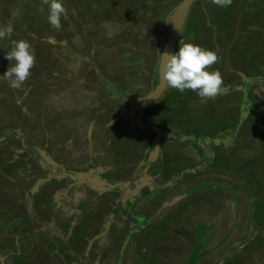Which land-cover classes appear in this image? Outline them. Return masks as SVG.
I'll use <instances>...</instances> for the list:
<instances>
[{
    "label": "flooded vegetation",
    "instance_id": "1",
    "mask_svg": "<svg viewBox=\"0 0 264 264\" xmlns=\"http://www.w3.org/2000/svg\"><path fill=\"white\" fill-rule=\"evenodd\" d=\"M175 1L177 0H141L143 7L149 8L150 11L141 10V7L138 9V6L135 5L136 14L139 12L138 15L128 18L127 20L123 19V22H120L115 28L110 25L111 28L105 29L108 39H113L115 37L111 47L119 43L120 49H122L118 51V54L121 55L120 58H112L107 55L104 61H97L95 57H92V62L96 63H93L92 67H89L87 61L79 60L77 63L65 57L58 62L60 70H64L58 72V70L55 71L52 69L50 71L49 69L50 72L46 75V73H43V69L46 71L45 68L41 66L40 70L38 69V75L33 74L34 79H32L31 82L33 83L35 80L37 85H43V83L45 85L52 84L59 88L65 87L64 85L67 84L69 85L70 90H67L70 91V94L67 93L65 96L60 95L58 100H60L62 105L54 107L56 114L53 117L49 116L47 121L54 125L55 129L65 124V127L62 128L63 140L59 143V147L60 145L66 144L73 145L71 158H67L63 164L59 161L58 165L56 164L45 168L40 164L39 156L41 155L36 151L37 146L34 148L32 154L27 153L26 159L28 162L24 163L22 166L24 169L19 170L20 175H26L24 183L21 184L25 194L9 197V209L5 212L6 217L0 219V223L7 226L9 230L15 231L19 230L22 225H24V227L29 226L32 219L43 220L48 218L46 223L53 224L54 226L51 237L58 238V236L64 235L65 238L59 239H62L66 243L69 242V245H71V242L73 243V249L67 248L66 251L69 257L72 258V261H65L64 264L68 262L69 264H167L165 260H172L171 258L165 259L164 257L157 259L156 256L149 252L145 253L135 249L136 245L140 246L141 244L139 241L140 239L136 241L140 235L135 228L138 226L136 225V221L135 223L131 222L129 224V228L131 227L133 229L132 232L134 234L136 233V243H131L128 250L125 251L124 244L127 240L126 232L128 227L126 224H123L124 222L122 221L126 218L121 217L120 219L114 220L113 216L115 215L110 212L111 210H107L109 207L107 206L106 208L105 205L103 207L101 205L100 211L102 212H97L96 214H98V216H93L94 212L90 206H94L96 203L95 197L92 198L91 196V194L95 193V190L99 191L101 194L103 190L110 191L117 189L120 192L119 197L123 199L128 193V196L133 193L132 197L136 198V195H138L137 192L142 188V185L145 184L143 178L145 175L144 173L147 175L149 169L146 170L147 166L143 167V165H141V159L137 157L136 162L133 163H135V166H139V171L136 175L132 176V179L126 180V178L121 177L126 169L116 168L117 163L114 166L116 180L111 179L108 175V169L105 168L106 170L103 169L104 171L102 172L98 164L95 166L93 165L96 161L93 163L92 160L87 157L89 155L90 143H92V145L96 142H101L103 145L110 144L112 151L111 156L118 155L117 158H119L121 156L120 154L125 151V143L127 141H140V143H145L147 145L146 150L151 152V160L154 159L156 161L159 154H162V146L165 141L172 145L173 148H175L173 140L189 143V147L193 146L195 149L196 146L206 148V146L218 145L219 124L228 125V120L229 123H234L235 126L238 123L244 124V120L247 116L251 120L249 124V127H251L250 132H246L247 137L250 136L252 141L256 140V136L260 134L261 128L264 136V119L261 116L258 117L255 112L256 107L260 106V104L255 97V90H249L257 81L262 82L264 89V45L256 46L254 41H252L251 35L253 34L255 36L258 34L259 36L260 34H264V29H260L258 24L255 26V34L252 32L250 34L246 31L247 33L245 36L240 37V39H235V34L232 36L229 33H222L229 29L231 31L233 26H230L231 23L225 25V27H221V31L218 32L216 27L212 28V25L207 24L204 19H198L196 17L193 21L197 31L201 30V23H205L207 31L204 29L203 34L198 33L201 35V38L203 35L210 38L212 36L216 37L215 40H213L212 46L208 43L209 47H203L207 50L210 48L220 57L219 63L213 65L212 68L208 70H218L221 73L225 83L223 88H226L222 93H227V95L222 96L226 97L230 94L233 96V100H229L224 104V98H218L217 96L215 100H208L200 105L198 102H200L199 100H202V98L195 92L186 90L181 93L167 87L163 95L152 106L142 112H129L130 109L128 108L127 101L147 96L157 85L158 80L156 71L157 60L160 56L159 49L162 44L165 43L163 39L165 38V33H167L163 26L164 16L162 15L164 14L161 12L163 7H167L171 2ZM197 1L198 0H195L191 7L193 10L199 11L200 5ZM76 2H78V0H76ZM155 3L157 4V10L154 8L156 6ZM233 5L235 6L234 1ZM226 11H228L227 8ZM128 15L129 12H126L125 17H128ZM3 17L4 18L0 19V24L2 26H7L11 23L15 30L14 22L8 18L9 12ZM243 18L247 21L248 18L252 20L254 16L245 13ZM261 25L264 28V21H261ZM23 29H25L23 33L27 32V30L30 32V22L27 25L24 23ZM214 29L217 30L218 35L215 33ZM40 31L42 34H52L49 25L41 27ZM65 31L66 30H63L61 27L59 33L63 34ZM14 35L13 31V39ZM147 35H150L151 39L146 38ZM13 39H9L0 45V63L2 64L1 68L5 70L10 66V62L4 57L10 50L11 41ZM64 40L68 43L66 38ZM49 43L52 44V42ZM53 45H56V43ZM230 45L233 48L232 56L230 58L227 57L226 60V56L222 51L228 50L227 47ZM58 47L65 49L68 48L69 45L59 43ZM255 47H257V49ZM59 58L60 57H58V59ZM37 62L38 60L36 59V64L34 66L36 68L38 65ZM45 65H47V62H44V66ZM94 68L98 69V74L95 73ZM37 77H40L41 80ZM44 77L45 79H43ZM26 84H28V81L25 82V85ZM0 85L4 86L3 82H1ZM239 86H241V88L238 91L237 89ZM30 88L31 86H29L25 92L30 93ZM63 89L64 88H62V90ZM19 90L11 89L7 81L6 87L0 90V96L9 95L8 93H14L16 91L19 93ZM234 92H240V104L236 97H234ZM85 93H87L88 96L84 95ZM40 94L42 95L41 99L38 98L37 102L32 103L35 113L33 115L36 117L39 112H41V117L44 116L43 113L51 114L47 101L52 99V94L49 96L48 100L47 90L43 89ZM67 95L69 99H66ZM80 95H84V97L88 98L90 103L87 107L83 108V110L86 111L85 113L78 111L76 108L77 106H75L81 102V98H79ZM245 96L246 101H242V97ZM261 98L264 101V95H261ZM55 99L56 97H54V100ZM65 100H67L69 104L72 103V106H68ZM73 100L77 101V103H74ZM244 101L247 107L242 106ZM261 106L264 108V104ZM238 112L239 115H237ZM11 115H14L13 112ZM15 119H19L20 122L23 120L22 117L19 118L16 114ZM28 125H30V122H28ZM243 126L244 125H239L241 129L245 130ZM70 131L73 133L71 134ZM47 135L44 134L41 138H46ZM156 136L159 137L160 146L157 156H154L153 143ZM244 136L245 134L242 130L239 136H237L236 145L242 144L243 146ZM255 142L258 143V141ZM21 143L22 145L25 144L23 140H21ZM251 145L253 146V144ZM59 147H57L56 150H58ZM193 148H191V150L194 153ZM238 148L235 150L236 153L241 150V146L239 145ZM117 149L118 152L116 151ZM144 149L143 147H136V149L132 151L136 156H140ZM262 149L263 154H261L260 157H249V164L246 166L247 172L251 176L249 185L251 191L264 192V167L262 166L264 164V145H262ZM43 151H45V154L42 155H44L47 160H50L53 155L57 159L62 155L58 152L51 154L46 150ZM210 151L213 153V150ZM217 154L218 153H216V155ZM225 156L226 155H224L223 160H225ZM85 157L87 159H85ZM72 158H81V160ZM216 158L217 156H214L212 159L215 161ZM120 162L122 163L124 161L122 159L118 160L119 165L121 164ZM216 163L217 162H215V164ZM100 164L104 163L101 161ZM142 167L143 169L140 170ZM5 172L7 171L5 170ZM184 172L187 171L184 170ZM12 175H14V173L11 171L10 176ZM78 175H89L90 181L85 183V185H81L79 182L80 176ZM17 178H19V176H17ZM194 179L198 180L200 178ZM147 186L149 187L150 184H147ZM16 199L17 201L15 204ZM99 201L100 199L97 202ZM114 205L115 204L112 203L110 204L112 208ZM12 206L15 208V212L17 207L18 210L19 207L25 206L27 210L26 215L29 212L31 216L24 219L22 216L19 217V215H15L14 211L12 212ZM39 209L41 211H39ZM84 212L87 213L82 215ZM65 214H68V217H64ZM107 214L110 216L108 217ZM79 215H81V217H79ZM101 219L103 220L102 222ZM112 224H115V228L117 227L114 231ZM67 225H69V227H67ZM14 226L20 227L14 229ZM61 226L66 230L65 234L62 232ZM189 227L191 230H189L190 233L188 232V238L191 243L190 246H188V250H185L184 256L180 258V262L186 264L192 260L189 258L190 252L193 255L194 261L196 260L194 258L197 257L200 252V250H197L193 253L192 249V246L195 245L194 238L199 235V229L196 228L194 231L192 225ZM247 230L250 236H253V233H250V226ZM150 231L151 227L149 228V233ZM90 232H94L96 235L103 234V236L107 238L108 242L104 243V247H102V249L105 250L96 249L91 251L92 247L88 249L90 241L85 239V235H88ZM67 236L68 239L66 240ZM148 239V237H145V240ZM78 245H80L81 250H77V247L79 248ZM2 251L10 254L11 261L14 260L15 256L12 254L13 252L11 250L2 249ZM262 251H264V249H262ZM44 253L45 251L42 252V255H44ZM54 253H56V251L53 249L52 254ZM259 254L261 258L264 257V254L263 257L261 255L262 253ZM7 258L8 255H0V263L2 262L1 259H5L3 261L5 263ZM227 258L228 257H225L223 253L220 255L218 254V259L221 261ZM43 261L45 263V259ZM245 261L247 260H242V264H248Z\"/></svg>",
    "mask_w": 264,
    "mask_h": 264
},
{
    "label": "crops",
    "instance_id": "2",
    "mask_svg": "<svg viewBox=\"0 0 264 264\" xmlns=\"http://www.w3.org/2000/svg\"><path fill=\"white\" fill-rule=\"evenodd\" d=\"M1 66L2 65H0V76H3V74L7 70L2 69ZM37 78L41 80L40 77ZM32 79L34 78L31 75L27 80L28 84H24L19 90V93H17L16 91L14 93H8L9 95L0 96V105L6 106L4 107V109L8 110L7 116L9 117V112H13L14 115H21L20 117H22L23 119L20 122L19 119H13L10 115L9 118L13 121H16L19 127L8 125V123H6V126H3L4 124L2 125V123H0V130H2V128L8 129L7 133H9L11 129V136L8 135L7 138L0 137V145H4L2 148H0V185L2 186L0 187V219H4V217H6L5 212L9 209V197L11 198V196L16 197V195L20 196L25 194L24 188L21 184L17 183V181L24 183L23 181H20V178L22 180V178L26 177V175H20L19 170L20 167L28 161L26 159L27 154L20 155L18 153V151L22 150V148H19L22 143L21 140H18V137L22 133H27L26 137L28 139L29 136L32 134V130H30L31 127H27L28 122H30V125H37L38 127L41 126L42 117L39 116L41 115V112L37 114V117L33 115L35 113L33 110L34 107L32 103L37 102L38 98L41 99V91L43 89L47 90L48 86L51 85H45L44 83L43 85H37L35 80L33 83L31 82ZM43 79H45V77ZM1 82H3L4 86L0 85V90L6 87L7 84L6 80L0 79V83ZM29 86H31L29 90L30 93H27L25 92V90L29 88ZM84 95H87V93H85ZM84 95H80L79 98H81V102L75 105L77 106V110H79L81 107L85 108L90 104L88 98L84 97ZM229 100H233V96L230 94L224 97V104ZM57 101L58 100H55V102ZM58 106L60 105H56L55 107ZM68 106H72V103ZM1 114L2 113H0V115ZM237 115H239V112L237 113ZM24 121L26 122V124ZM244 121L245 123L241 124L244 125L243 127L245 128V130L242 129L245 134V136L243 137L244 144L243 146L242 144L237 145L242 146L241 150L235 154L237 160H241V152V154H247L248 158L259 157L261 156V154H263V152H259L258 154V150L256 149L257 146L254 145L256 142L253 143L252 138H250V136L247 137L246 135V131L250 132L251 128L249 127V124L251 123L250 118L247 116ZM222 130L226 131L230 130V128L223 127ZM261 131L262 128L260 129V132ZM38 132H40V130H37V132L35 133ZM70 132L71 134L73 133L72 131ZM17 133L21 134H18L17 136ZM62 133L63 129L60 130L59 128H57L55 129V131L49 133L46 138L39 139L40 147L37 146V148L40 149L36 148V151H38L37 153L41 155L39 156V160L40 164L43 167L46 168L54 166L56 164L58 165L59 161H61L62 164L65 162L66 158L63 159L61 155L60 157L58 156L59 159L53 156V159L51 158L50 160H47V158L42 155L45 154V151L43 150H46L51 154L57 152L56 149L57 147H59V143L63 140ZM223 134L225 133L223 132ZM22 140L24 141L23 138ZM223 140L225 142L228 141V139ZM219 141L222 143L220 145L222 151V146L224 148V144L221 140ZM251 144H253V146ZM174 145L175 148H173L172 145L168 144L165 141L162 146V154H159V157L152 165L148 163V161L151 160V152H148L146 150L147 145L145 143H140V141H127L125 143V151L120 154L121 156L119 158H117L118 155L111 156L112 151L110 144L103 145L101 142H96L94 143V145H92V143H90L89 155L87 157L91 159L93 163L96 161V163H94L93 165L95 166L96 164H98V167L99 169H101L102 172L108 169V175L111 179L115 180L116 175L114 172V166L116 163V168L126 169L125 173H122L121 177L126 178V180H129L132 179V176L136 175L139 171V166H135V163H133L136 162L137 157H139V159H141V165H143V167L147 166L146 170L149 169L147 175L146 173H144L145 175L143 178L145 180V184L142 185L143 190L145 191V188H148V190L152 191L154 189H159L162 187L168 188L172 186L171 191L166 190L164 193L166 195H168L167 193H169L170 195L169 198L166 200L165 206L168 207L171 205H177L179 203H182V212L184 215H186V217H182L181 219H169V217L167 216L169 210L166 208L167 212L162 211L165 210L162 209L164 205L162 206V208L159 209L157 208V206H148L150 204V201H144L138 204V209H136L137 214L133 213L130 215L131 218L133 217L134 223L136 221V225H143V228L141 229L142 232H140L139 228L135 227L137 233L139 232L140 234L136 241L140 239L139 241L141 243L140 246L136 245L135 249L137 251H143L145 253L149 252L150 254L156 256L157 259H161L163 257H171L172 260H165L167 264H186L180 262V258L184 256V250H188V246H190L191 242L189 241L187 235L188 232L190 233L189 230H191L189 226L192 225L193 230L194 226H198L200 230V235L197 239L198 242L195 241V245L192 246L193 253L201 249L199 255H197V258H200L197 264H218V254H221L220 250L222 248L223 251H225L230 257H234L236 253L240 252V249L243 246L238 248L235 253L232 252L235 250L234 247L238 245V242H240L239 240L242 239V237H244V234L246 235V233L248 232L247 228L250 225V219L248 218L250 216L249 211H255L256 214H260V211L264 212V192L251 191L250 188L247 190L246 185L243 186V181L241 179L240 174L227 172L218 173V168H216L215 164V162H218V154L216 155V153H219L218 146L213 149L214 154H208L206 156L203 155V148L195 149L193 148V146L189 147V143H186L184 141L174 142ZM232 145V143H230L229 145L225 143V146L232 147ZM136 147L145 148L140 156H136L133 152ZM191 148H193L194 153L192 152ZM116 151L118 152V149ZM232 152L233 151L230 150V154H232ZM214 156H217L215 161L212 159ZM85 159L87 158L85 157ZM121 159L124 162H120L121 164L119 165L118 160ZM101 161L104 164H100ZM262 166L264 167V164ZM143 167L140 168V170H142ZM5 170L7 172H5ZM184 170H186L187 172H184ZM11 171L14 173V175L12 176H10ZM17 176H19V178H17ZM80 177H88L89 180V175H83ZM194 178L200 179L196 180ZM177 179H180V182H178ZM172 181L173 183L170 184ZM175 182H177L178 184L175 185ZM147 184H150V186L148 187ZM218 185L224 187V189L219 190ZM113 191L114 190H103L99 196L94 198L96 201L95 204H101L102 198L108 196ZM218 193L223 195L229 193L228 195H230V198L221 197L223 198V200L227 199L228 202L226 201L224 204H220L219 209ZM128 194H126V197L124 199L114 194L115 196L111 201L107 203L103 202L106 208L107 206L109 207L107 208V210H111L110 212L115 215L113 216L114 220L120 219L117 213V211H119L120 205H123L128 201H134V198L132 197L133 193H131L130 196H128ZM137 194L138 195L136 198L141 199L143 195H141L140 190L137 192ZM17 199L15 200V204ZM99 199L100 201L97 202ZM111 203L115 204L113 208L110 206ZM17 208L15 212V208H13L12 206V212L14 211L15 215H19V217L22 216L24 219L31 216L29 212L26 215L27 210L25 209V206H22L21 208L19 207L18 210ZM90 208L93 212L98 210V206H90ZM156 208L158 210H156ZM39 211L41 210L39 209ZM171 212H175V209H170V213ZM164 214H166V216H163ZM124 218L126 219H124V221L122 222H126V226L129 227V224L131 223L132 219L129 218V216H124ZM47 219L48 218H45L43 220L32 219L29 226H14V229L20 227L19 230L15 231L9 230L7 226L0 225V244H2V247L4 249L7 248L6 250H11L13 252L12 254L17 253L18 256L14 257L15 261L18 260L17 264H50L51 262V264H64L65 261H72V258L69 257V254L66 253L67 248L73 249L72 242L71 245H69L62 239L53 238V240L51 239L52 241H54L52 248L56 251V253L52 254V250H47V243L51 242V240H47V238H51L52 227L54 228L53 224L46 223ZM102 221L103 220L101 219V222ZM262 221L264 222V218ZM166 223L170 224L165 226ZM114 227L115 224H112V228ZM150 227L151 231L149 233ZM163 227H166L165 232L163 234L167 238L159 236V233L164 231ZM220 227L222 229H225L224 234H222V230H220ZM176 229L179 230L180 233H175ZM237 229L238 234L237 236H234V232ZM61 230L65 234L66 230H64L62 226ZM250 233H253V236L249 238L248 243H252L257 239L264 243L263 233H261L260 231L256 232L252 228L250 229ZM171 235H174V237L180 240H176L179 242V246H173V249L161 245L165 242H169L170 239L168 238H170ZM134 236H136V233ZM26 237H30L33 240L32 243L34 244L32 246H28L30 244L27 245L28 241ZM85 237L87 241H90V246L88 247V249L92 247L91 251L96 249H102V247H104L103 244L108 242L107 238H105L103 234L96 235L94 232H90L88 233V235L86 234ZM145 237H148L149 239L144 241ZM62 238H65V236L62 235ZM67 239L68 236L66 237V240ZM136 241L134 238L128 239L127 236V240L124 244V250H128L130 244L136 243ZM31 249L33 250L31 251ZM77 250H79L78 247ZM103 250L105 249H102V251ZM44 251L45 253L44 255H42V252ZM5 255H8V258L6 259L5 263L13 264V261L10 260V254L5 253L4 256ZM247 256H253L254 262L257 259L256 254L249 253ZM44 259L45 263L43 261ZM3 260L4 259H1L2 262ZM2 262L0 264H2ZM187 264H193V261H190Z\"/></svg>",
    "mask_w": 264,
    "mask_h": 264
},
{
    "label": "rangeland",
    "instance_id": "3",
    "mask_svg": "<svg viewBox=\"0 0 264 264\" xmlns=\"http://www.w3.org/2000/svg\"><path fill=\"white\" fill-rule=\"evenodd\" d=\"M179 1L181 2L182 0H177L175 2H171L169 4V6L163 7L161 13H163L164 15H162V16H164V18H165L166 15H168L171 12V10L180 3ZM233 1L235 2V6L233 5ZM63 2H64V4H63L64 7L67 9V18L61 17V25H62L63 30H66V31L63 34L62 33L60 34L59 31L51 28V26L47 22V15H48L47 6H44L43 14L39 11V8L41 6V0H0V19L4 18L3 16H5V14H7L9 12L8 18H9V20H12L14 22V26H15L14 39H13V36H11V38H5L3 40H0V45L9 39H13V40H17V41L22 39V40L28 41L30 43V45L32 46V48L34 49L35 57L38 60L37 68L33 67V69L31 70L32 76H33V74L39 73L38 69L40 70L41 66H43L45 68L46 71H44V69H43V73L44 74L46 73V75L49 74V72L52 69L55 71L58 70V72L64 70V69L60 70L58 62L60 61V59H64L65 57H68L67 59L70 58V61H74L77 63L79 60L87 61L89 63V67H92V64L96 63V62H92V57L93 58L95 57L97 61H104L105 58L107 57V55H109L112 58H120L121 55L118 54V51L122 50V49H120L119 43H116V46L111 47V45H113V43H114L112 41L115 40V37L113 39H110V38L108 39L106 36V33H105V29L111 28V26L115 28L118 26V24L120 22H123V19L127 20L128 18H131V17H134L135 15H138L139 12L136 14V11H135L136 6L135 5L138 6V9L141 7V10H144V11L149 10V8L143 7V4H141L142 3L141 0H78V2H76V0H63ZM197 2L200 5L199 11L193 10L192 7H190L188 14H187V17H186V20L184 21L183 30L179 36V39H178V42L176 44L174 53L177 52L179 49V46H182L184 43H193V44L199 45L201 47L205 46V48L209 47V44L212 46L213 40H215L216 37L212 36L210 38L206 35H203L201 38V35H199L198 33L203 34L204 29L207 31V28L205 27V23H201L202 28L200 31H197L195 29V24L193 23V21H194V19H196V17L198 19L200 18V19L206 20V23L212 25V28L216 27L218 29V32L221 30V27H225V25L231 23L230 26H232V25L234 26V27L232 26L231 31L229 29V30L224 31L223 33L224 34L229 33L232 36H233V34H235L234 35L235 39H240V37L245 36L247 32L250 34H251V32L255 34L256 33L255 32L256 24L259 25L260 29H264L261 25V21H264V0H232V4L228 7H226L228 9V11H226V8H220L218 6L213 5L211 3V0H198ZM140 4H141V6H140ZM156 7H157V4L154 7L155 10H157ZM126 12H129L128 17H125ZM245 13L252 14L254 16V18H252L253 21L250 18H248V20L245 21V19L243 18V16H245ZM259 18H261V19H259ZM163 21H164V19H163ZM29 22H30V29H29L30 32H28V30H27V32L23 33V30H25V29H23L24 23H26V25H27V24H29ZM17 23H19V24H17ZM160 24H161V22H160ZM45 25H49L52 34L51 33H49V34H47V33L42 34L41 33L42 30L40 31V28L45 26ZM0 26H2V25L0 24ZM102 27H103V29H102ZM214 31L218 35L217 30L214 29ZM165 34L166 35H165V38L163 39V42L166 43L167 38H168V33H165ZM251 35H252V41H254L256 46L257 45H259V46L264 45V34H260L259 36H258V34H256L255 36L253 34H251ZM64 37L66 38L68 43L65 42ZM146 38L151 39V36L147 35ZM58 41H61V42H58ZM49 42H52V44ZM54 43H56V45H53ZM59 43L68 44L69 47L62 49L61 47H58ZM165 43L162 44L161 48L159 49L160 55H161V52L164 48ZM255 48H257V47H255ZM49 49L51 50V52ZM227 49L228 50L222 51L226 56V60H227V57L230 58L232 56V49L233 48L230 45L229 47H227ZM208 50H211V49L208 48ZM58 57H60V58L58 59ZM157 58H158V56H157ZM158 60H159V58H158ZM158 60H157V67H158ZM44 62H47V65L44 66ZM49 64L51 67L49 66ZM0 65H2V64L0 63ZM49 69H50V71H49ZM98 72H99L98 69H95V73L98 74ZM40 73H41V71H40ZM157 80H158V77H157ZM254 84L255 85H253V87H250L249 90L250 89L255 90L254 91L255 97L260 104V106L256 107L255 112H256L258 117L261 116L264 119V108L261 106L262 104H264V101L261 98V95H264V89L262 86L263 84L261 81H257ZM50 86H51V88H50ZM50 86H48V89H47V100L51 94H52L51 96L53 98L50 101H47V105L50 107L51 114L50 113H43L44 116L42 117L40 127H38L37 125L36 126H34V125H30V126L28 125L27 126V127H31L30 130H32L31 131L32 134L29 136L28 139L26 137L27 133H25V134L17 133V136H18V134H21L18 137L19 138L18 140H22V138H23L24 142H25L24 145L21 144V146L19 147V148H22V150L18 151V153L20 155L27 154V153L32 154L34 152V148H36V146L40 147L39 146V143H40L39 139H41V136H44V134L47 135V134L55 131L54 125H52L51 123H48L47 118L49 116L53 117L56 114V110L54 107L56 105H61L60 100H58L60 98V95L65 96L67 93L70 94L69 93L70 91H68V90H70V88H69L68 84L64 85L65 87H61V88L57 87L56 85H52V84ZM224 86H225V83H224ZM62 88H64V89L62 90ZM240 88H241V86H239V88L237 90L239 91ZM225 90H226V88H223L222 92ZM222 92L218 95V98H224L222 95H227V93H222ZM54 97H56L55 100H58L57 102H55ZM234 97H236L238 103L240 104V102H241L240 92H234ZM67 98L69 99L68 95L66 96V99ZM243 100L246 101V96L242 97V101ZM199 101L200 102H198V103L201 105V104L205 103V101H208V100L202 99ZM245 101L242 104V106H246ZM65 102L69 105L67 100H65ZM74 103H77V101H74ZM4 107H6V106L0 105V108H1L0 113H2L0 115V123H2V125L4 124L3 126H6V123H8V125H12L14 127H19V125H17L16 121H13L12 119H10L7 116L8 110L4 109ZM78 111L84 112V113L86 112L85 110H83L82 107ZM9 114L11 115L12 112H9ZM11 116L13 119H15V115H11ZM20 116L21 115H18V117H20ZM263 119H262V121H263ZM25 124H26V122H25ZM239 125H241V124L238 123L235 126L234 123H229V120H228V125L219 124V126H218V130H219L218 131V143H217L218 145L215 144V145L209 146V147L206 146V148H203L201 146H196V148L197 149L203 148L202 149L203 155L207 156L208 154L212 155L213 153L210 150H213L214 148H216L218 146V152H219L218 153V162L216 163V168H218V173L227 172V173L240 174L241 179L243 181V186L246 185L247 190H248L250 188L249 187V185H250V174L247 172L246 166H248V164H249L248 160H250V158L247 157V154L244 155V154H241L242 153L241 152L240 153L241 160H237V157L235 155L236 154L235 150L238 148V146L236 145V136H237V134L239 136L240 132H242V129L239 127ZM64 127H65V124L62 127L60 126L57 128H59L61 130ZM223 127H228V128H230V130L224 131V130H222ZM237 128H238V130H237ZM37 130H40V132L35 133V132H37ZM7 132H8V129L2 128V130H0V137L7 138L8 135L11 136V129H10L9 133H7ZM223 132L225 134H223ZM246 132H249V131H246ZM223 139H228V141L225 142ZM74 140H75V138H74ZM74 140H72V141H74ZM219 140H221L224 144V148L222 146V149H223L222 151L220 148V145L222 143ZM72 141H69V142H72ZM173 141L178 142L176 140H173ZM255 141H258V143L257 142L255 143ZM263 142H264V136H263L262 131H261L260 134L257 135L256 140L253 141V143H255V145L257 146L256 149L258 150V154H259V152L260 153L263 152V149H262V145H264ZM26 143H28V144H26ZM225 143L227 145L232 143L233 145H232V147L225 146ZM29 145H31V146H29ZM3 146L4 145H0V148H2ZM60 147H62V148H60ZM60 147L57 150V152L59 154H62L61 157H63V159L71 158V150L73 148V145L66 144V145H62ZM230 150L233 151L232 154H230ZM224 155H226L225 160H223ZM72 159L79 160L80 158H72ZM260 162H262V161H260ZM21 169H24V167L21 166L20 170ZM176 178H178V177H176ZM24 180H25V177H23L22 180L20 178V181L24 182ZM177 180H178V182H180V179H177ZM177 180H174V181H177ZM218 181H219V179H218ZM79 182L81 183V185H85V183L89 182L88 177H84V178L79 177ZM17 183L23 184L22 182H19V181H17ZM172 183H173V181L170 184H172ZM177 184L178 183L175 182V185H177ZM162 186H165V185H162ZM0 187H2V186L0 185ZM97 189H100V188H97ZM168 189H169V191H171L172 186L168 187ZM218 189L222 190V189H224V187H221L218 185ZM229 190H231V189H229ZM231 191H233V190H231ZM94 192H95L94 194H91L92 198L99 196V194H100L99 191L95 190ZM167 194L168 195H165L163 198L161 196H159V198H157L156 200L151 201L148 206H151V205L157 206V208L160 209L164 205V207L162 209H165V210H162V211L167 212V209L169 210V213H167L168 214L167 216L169 217V219H172V218L181 219L182 217H186V215H184L182 212V203H179L177 205H171L168 207L165 206L166 200L170 196L169 193H167ZM228 194L229 193L223 195V194L218 193V201H219L218 202V209L220 208V206H219L220 204H224L227 201V199L223 200V198H221V197L230 198L229 197L230 195H228ZM134 195H136V194H134ZM169 202H170V200H169ZM153 203H155V204H153ZM91 204H93V203H91ZM87 206H88V204H87ZM94 206L95 207L98 206V210H99V211L96 210L94 212L93 216L95 217V216H98V214H96L97 212H102V211H100V207H101L100 204H98V205L95 204ZM157 208H156V210H158ZM170 209H175V212L170 213ZM249 212H250V216L248 218L250 219V225H249L250 229L252 228L256 232L261 231L264 233V222L262 221L264 218V212L260 211V214H258V213L256 214L255 211H249ZM86 213L87 212H84V213H82V215H85ZM163 216H166V214H164ZM64 217H68V214H65ZM79 217H81V215H79ZM125 223L126 222H124L123 224H125ZM169 224L170 223H166L165 226H167ZM0 225H2V223H0ZM2 226H5V225H2ZM67 227H69V225H67ZM138 227H139V224H138ZM196 228H198V226H194V231ZM225 228H226V225H225ZM163 229H164V231L159 233V236H161V237H165L163 233L165 232L166 227H163ZM52 230H53V227H52ZM220 230H222V234H224L225 229L221 228ZM175 233H180V232H179V230L176 229ZM237 234H238V229L234 232V236H237ZM58 235H60V234H58ZM199 235H200V230H199ZM199 235L195 236V238H194L195 241L198 239ZM145 236H147V235H145ZM30 237H26V239L28 241L27 245L30 244L28 246H32L34 244V243H32L33 240ZM187 237H188V235H187ZM250 237H252V236H250L249 232H247L246 235L244 234V237H242V239L239 240L240 242H238V245H236L234 247L235 250L232 252L235 253L238 248H240L242 246L243 247L240 249V252H238L234 255V257H230L225 251H223V248H222L220 250L221 253H223L226 256L228 255L227 256L228 258L226 260H222V261L220 259H218V264H242V260L243 261L247 260L245 262H247L248 264H263L264 263V257H263L264 251H262V249H264V247H262V246H264L263 245L264 243L259 241V239H257L256 241H254L252 243H248ZM59 238H62V236H58V239ZM133 238L135 239V236ZM165 238H167V237H165ZM51 239L53 240V237H51L50 239L47 238V240H51ZM54 239H57V238H54ZM155 239H157V238H155ZM168 239H170L169 242H165L164 244H161V245L168 247V248H171V249H173L172 248L173 246H179V242L176 241L178 238L174 237V235H171L170 238H168ZM52 240H51V242L47 243V250H53L52 247H53L54 241H52ZM78 246L80 249V245H78ZM124 248H125V246H124ZM2 249H4V248L2 247V244H0V254L3 256L5 253L8 254L7 252H2ZM32 250L33 249H31V251ZM253 252H255V253H253ZM249 253L257 255V259L255 260V262H254L253 256L246 257L247 254H249ZM259 253H262L261 255L263 258L260 257ZM164 258L166 259L168 257H164ZM189 258L192 259L190 261H193V264H197L198 261L200 260L199 257L198 258L195 257L197 259L194 261L193 255L191 252L189 254ZM67 264H69V262Z\"/></svg>",
    "mask_w": 264,
    "mask_h": 264
},
{
    "label": "clouds",
    "instance_id": "4",
    "mask_svg": "<svg viewBox=\"0 0 264 264\" xmlns=\"http://www.w3.org/2000/svg\"><path fill=\"white\" fill-rule=\"evenodd\" d=\"M211 3L226 8L232 4V0H211ZM44 6L48 10L47 22L51 28L59 31L62 27L61 17L67 18V9L62 0H41L39 11L42 14ZM13 31L11 23L0 27V40L11 38ZM165 55L167 59L163 62V80L169 89L181 93L190 90L206 100H215L222 92L224 82L221 73L208 70L220 61L215 51L184 43L174 54L166 53L163 57ZM4 58L10 62V66L0 79L8 81L11 89H21L36 64L34 49L26 40H12L11 48Z\"/></svg>",
    "mask_w": 264,
    "mask_h": 264
},
{
    "label": "water",
    "instance_id": "5",
    "mask_svg": "<svg viewBox=\"0 0 264 264\" xmlns=\"http://www.w3.org/2000/svg\"><path fill=\"white\" fill-rule=\"evenodd\" d=\"M194 2H195V0H182L164 18L163 26L168 33V38H167V41L164 45V48H163L161 55L159 57V60H158V67H157L158 82H157V85L154 88V90L152 92H150L147 96L140 98V99H133V100L127 101V105H128V108L130 109V111H129L130 113H132L133 111H136V112L144 111L148 107L155 104L156 101L165 92V90L167 88V84L163 80V62H164V59L165 60L167 59V56L165 55L163 57V55L166 53L174 54L176 44H177L179 36L183 30L184 21L186 20L188 11ZM159 146H160L159 137L156 136L155 141L153 143L154 156H157L158 151H159ZM154 162H155L154 159L151 160V162L148 161L149 164H153ZM88 187H90V186H88ZM92 190H94V189H92ZM166 190H169V189L162 187L159 189H154L152 191L148 190V188H145V191H144L143 187H142L140 189V193H141V195H143L141 199L140 198H134V201H128L125 203V205L123 204L122 206L119 204L120 208H119V211L117 212L119 217L124 218V216H129V218H131L130 215L137 212L136 209H137L138 204H140L144 201H146V202L150 201L151 202V201L159 198V196H161L163 198L166 195V194H164ZM114 194L119 196L118 190H114L108 196L103 197L102 203L100 205H102V207H103L105 205L104 203L111 201L115 196ZM130 204H131V206H130ZM153 204H155V203H153ZM131 222L134 223V219H132ZM142 226L143 225H140L139 227L137 226V228L140 229V232H142L141 231V229L143 228ZM116 229H117V227L116 228L114 227L113 231ZM131 232H132V228L128 227L127 232H126V238H127V236H128V239H130V238L132 239L134 237L135 234L133 232L132 233ZM2 252H5V251H2ZM14 256L15 257L18 256L17 253L14 254ZM17 261L18 260H16V261L13 260V264H17ZM2 264H5V263L2 262Z\"/></svg>",
    "mask_w": 264,
    "mask_h": 264
}]
</instances>
